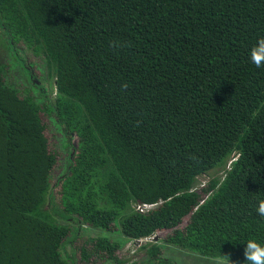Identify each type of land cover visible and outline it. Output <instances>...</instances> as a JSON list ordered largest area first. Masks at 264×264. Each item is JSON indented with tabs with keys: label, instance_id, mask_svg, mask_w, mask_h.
<instances>
[{
	"label": "trees",
	"instance_id": "obj_1",
	"mask_svg": "<svg viewBox=\"0 0 264 264\" xmlns=\"http://www.w3.org/2000/svg\"><path fill=\"white\" fill-rule=\"evenodd\" d=\"M0 33L55 79L39 102L0 65V264H74L61 218L120 235L90 238L85 261L120 263L126 242L159 230L170 248L233 264L247 240L264 244V67L249 58L264 0H0ZM45 117L77 139L56 208Z\"/></svg>",
	"mask_w": 264,
	"mask_h": 264
},
{
	"label": "rangeland",
	"instance_id": "obj_2",
	"mask_svg": "<svg viewBox=\"0 0 264 264\" xmlns=\"http://www.w3.org/2000/svg\"><path fill=\"white\" fill-rule=\"evenodd\" d=\"M1 36V33H0ZM5 39V37H4ZM0 39V65L4 67L5 81L18 88L22 95H32L39 102L54 98L55 79L45 66L41 56L33 54L32 50L26 48L23 44H18L16 47L18 56L11 50L6 43V40ZM47 124L46 137L51 152L56 155V165L52 171V188L50 190V200L55 203V207L59 198V181L68 172L72 155L77 146V139L74 136H68L59 125L56 124L53 118L45 117ZM221 171L213 170L208 174L198 178L197 188L207 184L209 180L220 175ZM60 222L68 224L72 231L69 238L62 248L63 253L74 261V264H154L150 260V254L146 252L141 245L150 242L161 244L162 250L159 254L163 258H171L176 264H221L222 260L204 258L198 255L189 254L174 248L163 242L170 234V230H159L149 238L140 239L137 241H128L119 250L116 251V257L121 262L116 260H106L90 257L88 261L81 258L80 247L85 246L91 249L92 244L90 238L97 237L99 234H106L113 240L121 238L118 232L104 233L89 227L83 226L77 221L61 218ZM187 218L181 224L185 225ZM233 264V263H230Z\"/></svg>",
	"mask_w": 264,
	"mask_h": 264
},
{
	"label": "clouds",
	"instance_id": "obj_3",
	"mask_svg": "<svg viewBox=\"0 0 264 264\" xmlns=\"http://www.w3.org/2000/svg\"><path fill=\"white\" fill-rule=\"evenodd\" d=\"M249 58L257 68L264 67V37H260L251 47ZM255 210L259 217L264 218V199L258 200ZM243 255L246 264H264V244L254 239L247 240ZM225 257L226 260H222L221 264H230L228 257Z\"/></svg>",
	"mask_w": 264,
	"mask_h": 264
},
{
	"label": "built area",
	"instance_id": "obj_4",
	"mask_svg": "<svg viewBox=\"0 0 264 264\" xmlns=\"http://www.w3.org/2000/svg\"><path fill=\"white\" fill-rule=\"evenodd\" d=\"M154 206H155V204H145V203H143L141 205H137L136 208L139 211L143 212V211H146V210H148V209H150V208H152Z\"/></svg>",
	"mask_w": 264,
	"mask_h": 264
}]
</instances>
